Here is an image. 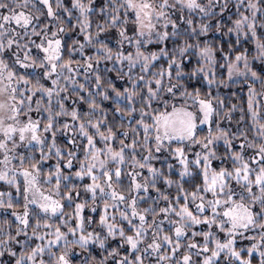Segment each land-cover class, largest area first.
I'll return each instance as SVG.
<instances>
[{
  "label": "snow or ice",
  "instance_id": "obj_1",
  "mask_svg": "<svg viewBox=\"0 0 264 264\" xmlns=\"http://www.w3.org/2000/svg\"><path fill=\"white\" fill-rule=\"evenodd\" d=\"M0 264H264V0H0Z\"/></svg>",
  "mask_w": 264,
  "mask_h": 264
}]
</instances>
